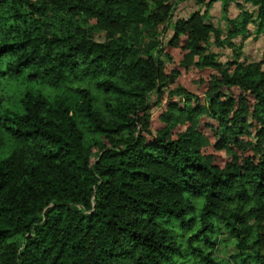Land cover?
<instances>
[{"label": "trees", "instance_id": "1", "mask_svg": "<svg viewBox=\"0 0 264 264\" xmlns=\"http://www.w3.org/2000/svg\"><path fill=\"white\" fill-rule=\"evenodd\" d=\"M214 1L0 0V264H264V0Z\"/></svg>", "mask_w": 264, "mask_h": 264}, {"label": "rangeland", "instance_id": "2", "mask_svg": "<svg viewBox=\"0 0 264 264\" xmlns=\"http://www.w3.org/2000/svg\"><path fill=\"white\" fill-rule=\"evenodd\" d=\"M238 3L242 5V8L249 12L253 18V8L247 4L242 3V0H237ZM200 10L204 11L203 6H198L191 1H185L176 6L173 11L174 18L186 16L188 13ZM238 14V9L235 4H229L227 12L225 15L226 18H235ZM221 10L220 0H215L207 10L205 21L212 25L213 28L220 31V38L223 39L225 36V18ZM245 37L243 39H233L232 43L235 46L241 44V48L238 51L239 60L242 62H254L262 60L264 54V40L261 36L254 33V26L252 23H249L246 27V32L243 34ZM170 36V31L168 30L165 34L164 40L168 39ZM95 40L97 42L102 41L100 35H95ZM210 50L216 55V58L219 62L224 63L229 61L233 57V51L226 47H218L213 44V39L210 41ZM236 50H234L235 53ZM23 88V84L19 81L3 82L0 86V96L9 98L10 101L18 96L20 90ZM43 93H46L48 96H51L52 93L47 89H42ZM154 102V97H151V103ZM157 106L152 105L149 113L152 115L156 110ZM7 151L6 148L3 149L2 153L5 154ZM216 238L220 241L216 251L215 258L222 260L224 264H231L230 258L235 254L233 248V239L224 231L220 230L216 234Z\"/></svg>", "mask_w": 264, "mask_h": 264}, {"label": "crops", "instance_id": "3", "mask_svg": "<svg viewBox=\"0 0 264 264\" xmlns=\"http://www.w3.org/2000/svg\"><path fill=\"white\" fill-rule=\"evenodd\" d=\"M242 3H244L243 1H241ZM237 3H238V1H237ZM238 4H240V3H238ZM241 5V4H240ZM242 6V5H241ZM252 7V6H251ZM253 8V7H252ZM253 10H254V8H253ZM228 19H232V18H228Z\"/></svg>", "mask_w": 264, "mask_h": 264}]
</instances>
